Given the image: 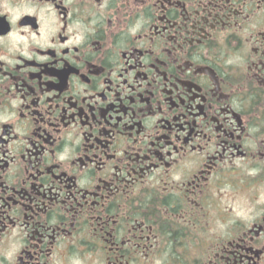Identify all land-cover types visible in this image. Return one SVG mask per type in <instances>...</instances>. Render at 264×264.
<instances>
[{
    "label": "flooded vegetation",
    "instance_id": "obj_1",
    "mask_svg": "<svg viewBox=\"0 0 264 264\" xmlns=\"http://www.w3.org/2000/svg\"><path fill=\"white\" fill-rule=\"evenodd\" d=\"M0 264H264V0H0Z\"/></svg>",
    "mask_w": 264,
    "mask_h": 264
}]
</instances>
